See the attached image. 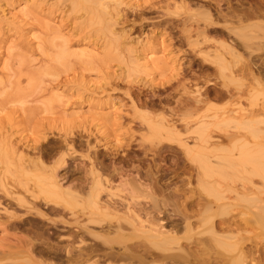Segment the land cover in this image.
Instances as JSON below:
<instances>
[{"label": "rangeland", "instance_id": "rangeland-1", "mask_svg": "<svg viewBox=\"0 0 264 264\" xmlns=\"http://www.w3.org/2000/svg\"><path fill=\"white\" fill-rule=\"evenodd\" d=\"M209 1L0 0V264H139L110 254L160 223L185 264H264V37L248 29L259 83L216 62L235 38Z\"/></svg>", "mask_w": 264, "mask_h": 264}, {"label": "bare ground", "instance_id": "bare-ground-1", "mask_svg": "<svg viewBox=\"0 0 264 264\" xmlns=\"http://www.w3.org/2000/svg\"><path fill=\"white\" fill-rule=\"evenodd\" d=\"M211 1H215L214 4L211 3ZM236 1V0H235ZM237 1H241V0H237ZM236 1V2H237ZM226 2L228 3V8H227V13L226 14H220L217 15L216 17H212V14H210L209 11H202L200 14L204 16V21L206 22L207 26L211 27V30L213 31H219L221 32V34H225V31L228 34H232L235 38V41L231 44L228 45H221V47L223 48L224 51H226V54L230 55V60H228L222 53L221 54H215L214 58H216V62H220V63H226L227 65L230 66V68H235L237 67L236 70H234L237 74H245L248 73L249 75L252 76L253 80L256 83H259V78H255L253 77V66L257 67L258 65L256 63L255 60H253L251 58V54L256 51L258 49V47L254 48L252 47V45L250 44V39L252 38V34L248 33V29H252V28H256L259 29V31H262V37H264V22H262L260 19H264V0H255L252 3H248V6H243L242 3L240 2V5L238 7H232L230 0H226ZM93 3V2H92ZM220 1H216V0H210L209 4H212L211 6H213L215 11H218V13H220ZM238 4V3H237ZM25 6V5H24ZM212 10V8H211ZM220 10V11H219ZM199 11V10H198ZM205 13V15H204ZM5 14V13H4ZM198 14V15H200ZM216 14V13H213ZM203 19V18H202ZM247 20H256L253 23L250 24H245L244 22H246ZM222 23V28H219V24ZM209 31V30H208ZM201 32V31H200ZM218 32V33H219ZM211 33V32H210ZM214 36V35H213ZM185 37V36H184ZM218 37V36H217ZM231 37V36H230ZM256 38V37H255ZM205 39V37H204ZM224 39V38H223ZM231 39V38H230ZM233 39V38H232ZM259 39V38H258ZM234 40V39H233ZM261 40V38H260ZM185 41V40H184ZM188 42H190V40H188ZM260 42V41H259ZM216 43V42H215ZM237 45L239 47H241L244 51L246 50H250L249 56L251 59H246V60H242V56L240 54H238L239 50H236ZM213 47V46H212ZM221 48V50H222ZM254 48V49H253ZM213 51V50H212ZM215 51V50H214ZM202 52V51H201ZM243 53V51H241ZM217 53V52H216ZM245 53V52H244ZM205 54V53H204ZM214 55V54H213ZM255 58L257 60H259L260 65H264V56L261 55H254ZM244 59V58H243ZM225 64V66H226ZM222 65V64H221ZM259 65V66H260ZM262 67V66H261ZM223 69V68H222ZM229 69V68H228ZM261 69V68H260ZM264 69V68H262ZM258 73V72H257ZM264 73V72H262ZM260 73L261 75H264ZM256 74V73H255ZM259 76V75H258ZM234 76L231 75V78H233ZM260 77V76H259ZM238 81V80H237ZM235 82V81H234ZM252 83V82H251ZM222 93V92H221ZM203 94V93H202ZM220 94V93H219ZM230 94V93H229ZM236 94V93H235ZM234 93L232 94V97L238 99V97H236L237 95H235ZM249 94V93H248ZM223 95V94H222ZM221 96V95H220ZM226 96V95H224ZM216 97V95H215ZM205 98V97H204ZM213 98V97H212ZM189 99V98H188ZM217 99V98H216ZM192 101V100H191ZM218 101V100H217ZM204 102V101H203ZM112 103V102H111ZM194 103V102H193ZM197 103V102H196ZM199 104V103H198ZM185 105V104H184ZM201 106V105H200ZM195 107V106H194ZM190 108V107H188ZM187 109V108H186ZM198 110V109H197ZM241 111H246L241 109ZM249 111V110H248ZM258 112V111H257ZM246 113V112H245ZM222 114V113H221ZM229 114V113H228ZM238 114V113H237ZM232 115V114H231ZM242 115H244V117H242ZM235 116V115H234ZM257 116L254 112H249L246 114H239L238 117H235V121L237 122L238 125H240V128L242 130L249 128L251 130H254L253 127L254 126H250L248 121H254L257 119ZM219 118V117H217ZM221 118V117H220ZM225 118V117H224ZM204 119V118H203ZM211 119V118H210ZM164 121V120H163ZM162 124V123H161ZM154 125V124H153ZM233 125V124H232ZM157 126V125H156ZM174 127V126H173ZM170 128V127H169ZM164 129V128H163ZM171 129V128H170ZM231 129V128H230ZM162 131V130H161ZM193 131V130H192ZM194 132V131H193ZM192 132V133H193ZM165 133V132H164ZM201 133V132H200ZM195 134V133H194ZM231 134V133H230ZM251 134V133H250ZM199 135V134H198ZM201 136V134H200ZM231 137V136H230ZM201 138H203L201 136ZM229 138V137H228ZM246 135L243 132H239L237 131L236 133H234L232 135V142H233V149L235 151H237L238 154H241L242 152H246L249 153L250 151L247 148V144L245 142H242L243 140H245ZM229 142V141H228ZM186 152H190V151H186ZM90 158V157H89ZM196 159V158H195ZM194 159V160H195ZM198 160V159H197ZM196 160V162H197ZM209 160V159H208ZM97 161V160H96ZM206 161V160H205ZM199 163V162H198ZM222 163V162H221ZM104 165V164H103ZM200 166V164H199ZM216 167V166H215ZM107 168V167H106ZM41 169V168H40ZM102 169V168H101ZM97 170V169H96ZM99 172V171H98ZM118 172V171H117ZM222 172V171H221ZM95 173V172H94ZM152 174V173H151ZM207 175V174H206ZM143 178V177H142ZM85 181V180H84ZM54 182V181H53ZM131 183V182H129ZM84 184V183H83ZM83 184L81 186H83ZM133 184V183H131ZM60 185V184H59ZM134 185V184H133ZM112 186V184H111ZM61 187V186H60ZM135 189H137L135 187ZM65 190V189H64ZM63 190V191H64ZM156 190V189H155ZM133 191V190H132ZM67 192V191H64ZM69 192V191H68ZM96 193V192H95ZM51 194V193H50ZM86 194V193H85ZM55 195V194H54ZM95 195V194H93ZM88 196V194H87ZM51 197V196H50ZM54 197V196H53ZM59 197V196H58ZM95 197V196H94ZM60 199V198H59ZM97 201V200H96ZM114 202V201H113ZM155 202V201H154ZM184 202V201H183ZM192 202V201H191ZM171 203V202H170ZM157 204V203H156ZM24 205V204H23ZM189 205V206H188ZM197 206L199 204H196ZM44 206V205H43ZM116 206V205H115ZM194 205L191 204H186L183 209H193ZM39 207V206H38ZM153 209H161L160 207H158V205H154L152 206ZM165 208V207H163ZM175 208V207H174ZM53 209V208H51ZM99 209H106V211L108 209H116L112 203H105L103 205H101V207ZM128 209V208H127ZM204 209H213L212 206L209 204L207 205ZM220 209V208H219ZM119 210V209H118ZM158 211V210H157ZM160 211V210H159ZM168 211V210H167ZM108 212V211H107ZM178 212V211H177ZM157 213V212H154ZM158 215V214H157ZM161 215V213L159 214V216ZM210 215H213V212H211ZM103 216V215H102ZM142 216V215H141ZM212 217V216H211ZM145 218V217H144ZM187 215L184 214L183 215V220L186 221L187 220ZM115 219V217H114ZM155 219V218H154ZM153 219V221H154ZM159 219V218H158ZM116 220V219H115ZM157 221V220H155ZM161 221V220H158ZM164 222V221H163ZM117 224V223H116ZM222 224L223 222L220 223H215V227H218L220 229H222ZM152 226H150V228H148V230L145 231V233H148V237L150 238V247H146L145 249L139 251V252H133V250H128V248L122 247V251L120 253H111V256H121L124 259H135L139 264H146V256H150V263H159V264H166V262L170 263V264H185L187 262L186 259V252L184 250L183 247L178 246L176 253L173 254H165L164 252H169L171 251V249L169 248V243L170 241L175 240L176 238L171 236L170 233L168 231H163L161 230L162 228H164L163 224H157L153 226V224H151ZM176 225V224H175ZM109 227V225H108ZM112 227V226H111ZM229 225L226 227L227 231H230L228 229ZM140 228H143L142 226ZM186 229L188 230V232L191 231V228L189 226H186ZM121 230V229H120ZM142 230V229H141ZM178 230V229H177ZM210 230L213 231V228L210 227ZM109 232V231H108ZM174 232V231H173ZM187 232V233H188ZM142 233V232H141ZM231 233V232H230ZM99 234V233H98ZM143 234V233H142ZM172 234V233H171ZM175 235V234H174ZM187 235V234H186ZM91 236V235H90ZM94 235H92L93 237ZM227 237V236H225ZM224 237V238H225ZM119 238L120 240L118 241V239L116 238H106L104 239V243H106L107 245H109V250L113 248V244H121L120 241L122 239L125 238V235L123 234H119ZM228 238V237H227ZM31 239V238H30ZM138 239V238H137ZM184 239V238H183ZM199 239V238H198ZM191 240H195V239H191ZM34 241V240H33ZM33 243V242H32ZM146 243V242H145ZM190 243V242H189ZM193 243V241H192ZM105 244V245H106ZM149 245V244H148ZM176 245V244H175ZM183 245V244H181ZM185 246V245H184ZM92 248V247H91ZM101 248V247H100ZM99 248V250H100ZM138 248V247H137ZM136 248V249H137ZM108 249V248H107ZM115 250V249H114ZM200 250V249H199ZM120 251V250H119ZM156 251V252H155ZM174 251V250H172ZM72 257V256H71ZM110 257V256H109ZM113 257V258H114ZM48 258V257H47ZM59 259V258H58ZM112 261V260H111ZM129 262V261H128Z\"/></svg>", "mask_w": 264, "mask_h": 264}]
</instances>
